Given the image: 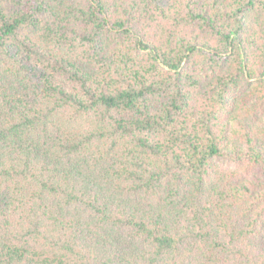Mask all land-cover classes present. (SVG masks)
<instances>
[{"label": "trees", "instance_id": "1", "mask_svg": "<svg viewBox=\"0 0 264 264\" xmlns=\"http://www.w3.org/2000/svg\"><path fill=\"white\" fill-rule=\"evenodd\" d=\"M0 264H264V0H0Z\"/></svg>", "mask_w": 264, "mask_h": 264}]
</instances>
